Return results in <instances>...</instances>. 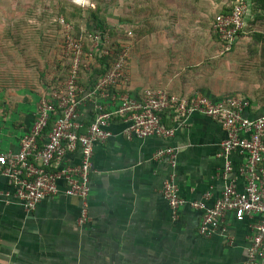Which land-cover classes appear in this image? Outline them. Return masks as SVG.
I'll return each instance as SVG.
<instances>
[{
    "label": "crops",
    "instance_id": "obj_1",
    "mask_svg": "<svg viewBox=\"0 0 264 264\" xmlns=\"http://www.w3.org/2000/svg\"><path fill=\"white\" fill-rule=\"evenodd\" d=\"M192 12L194 20L176 22L193 30L186 36L175 35V46L165 49L168 41L158 36L153 45L141 42L128 61L129 92L139 96L146 88H165L182 96L198 93L215 100L239 95L248 101L246 117L264 116V85L253 83L237 62L242 59L239 45L243 42L237 41L232 53L221 55L216 33L215 37L197 36L200 11L193 8ZM219 13L211 23L213 31ZM20 31L19 21L0 19V151L19 149L21 136L35 122L40 99L51 86L61 85L55 78L59 73L53 59L58 57L61 62L63 58L64 35L56 54L50 36L32 37L28 29L22 35ZM22 43L25 50H21ZM94 100L81 106L82 119L89 124ZM163 120L175 128L172 137L129 138L124 132L127 123L119 117L112 120L113 135L95 146L91 218L85 226L78 224V198L63 192L28 212L12 183L0 176V264H241L246 259L252 220L238 221L229 213L227 234L205 238L198 233L201 210L186 204L175 219L161 191L171 164L168 157L158 158L157 153L174 148L181 196L188 202L208 204L231 181L244 189L240 168L245 154H224L227 133L211 117L195 112L180 123L168 114ZM71 160L79 162L80 154H73Z\"/></svg>",
    "mask_w": 264,
    "mask_h": 264
},
{
    "label": "built area",
    "instance_id": "obj_2",
    "mask_svg": "<svg viewBox=\"0 0 264 264\" xmlns=\"http://www.w3.org/2000/svg\"><path fill=\"white\" fill-rule=\"evenodd\" d=\"M248 13V0H236L230 13H219L215 17L213 29L220 39L221 55L232 51L246 25ZM61 24L65 33L63 56L71 61L68 79L59 86H51L42 96L35 122L21 136L19 149L0 151V176L12 183L25 210L31 212L44 199L64 192L80 200L78 224L87 225L91 218L89 196L93 154L97 143L113 135L110 130L112 120L119 117L127 123L124 132L129 138L172 137L175 128L164 123V114L173 116L180 123L198 112L222 124L227 133L222 144L224 154L236 151L245 154V162L240 168L245 187L239 190L231 181L213 204L204 200L188 202L181 196L176 181L175 149L167 148L157 153L158 158L168 157L171 164L162 194L175 219L186 204L202 211L198 233L205 238L217 233L227 234L229 213L238 221L252 220L246 259L241 264H264V116L256 119L246 117L244 109L248 101L239 95L215 100L198 93L182 96L165 88H146L139 96L127 90L123 92V87L129 85L131 79L129 44L118 53L111 70L92 88L86 89L78 83L84 44L88 40L99 50L101 44H107L109 40L93 31L77 37L73 34L72 25L64 18ZM92 98L95 99L94 117L86 132H82L81 106ZM51 121L52 127L46 132ZM77 153L80 161L75 163L71 156ZM230 171L228 162L227 174ZM229 241L235 244V239Z\"/></svg>",
    "mask_w": 264,
    "mask_h": 264
},
{
    "label": "rangeland",
    "instance_id": "obj_3",
    "mask_svg": "<svg viewBox=\"0 0 264 264\" xmlns=\"http://www.w3.org/2000/svg\"><path fill=\"white\" fill-rule=\"evenodd\" d=\"M231 4L232 0H0V19L19 21L21 35L25 33L23 29H28L27 34L32 37H41L44 33L50 36L53 42L51 50L57 54L60 53L57 43L65 34L61 19L64 18L72 25L74 35L87 34L93 29L89 19L91 9L100 7L110 25L122 32L124 35L123 38L121 37L122 40L129 41L131 44V58L135 52L139 51L141 42L150 41L148 45H153L151 42H155L156 36L166 38L168 41L164 45L166 49L170 45L175 46V35H189V30L193 28L187 23V27L178 26L176 22L194 20L196 17L193 18V8L200 11V16L197 17H200L201 26L196 29L201 30L197 36L203 38V35L207 34L215 37V32L211 30L213 18ZM256 15L255 10L250 7L246 25L238 37V41L241 40L243 43L239 45L241 63L238 60L237 62L244 66V72L253 83L263 86L264 45L255 41V36L257 33H264V19H258ZM150 28L153 29L150 35L139 37L141 31ZM128 30L132 31V35L125 37ZM112 43L107 47H99V50L104 48L110 53L114 52L110 48ZM24 44H20L21 50H25L22 47ZM93 48L94 44L87 40L84 44V56L87 53L86 49L92 51ZM234 49L235 46L229 53H232ZM61 57H63V52H61ZM60 64L61 70L59 69ZM70 64L71 61L67 59L62 58L61 62L58 57L53 59V65L60 74L55 77L56 81H59L58 76L64 79L67 77L71 69ZM85 64H88V66L85 65L88 68L89 63L85 62Z\"/></svg>",
    "mask_w": 264,
    "mask_h": 264
},
{
    "label": "trees",
    "instance_id": "obj_4",
    "mask_svg": "<svg viewBox=\"0 0 264 264\" xmlns=\"http://www.w3.org/2000/svg\"><path fill=\"white\" fill-rule=\"evenodd\" d=\"M235 0H232V4L226 6V8L223 10L224 14H228L232 11L233 6H234V2ZM249 5L251 8H253V10H255V13H257L256 17L258 19H264V0H248ZM250 10V9H249ZM90 21L92 22V30L93 32H97L99 33L103 39L108 38V42H106L107 44H101V47H107L111 42H113L110 45V48L114 51L112 53L108 52L107 49L101 48V50H103V52L100 50H97L95 48L92 49V51L87 50V53L85 54L82 64H81V69H80V73H79V79H78V83L80 86L86 88V89H90L92 88V86L95 85L96 81L101 78L103 75H105L106 73H108L112 66L113 63L116 61V59L118 58V53L123 49V47L126 44H129L130 49H131V44L129 43V41L124 42L122 40L123 36L122 32H119L118 30H115V26H111L108 19L106 18V15H104L102 13V10L100 9V7H97L95 9H91L90 12V17H89ZM117 31V32H116ZM131 32V34H129ZM152 31L150 29L147 30H143L140 32L139 37H143L146 36L148 34H150ZM241 33V32H240ZM84 36L85 34H80V35H76L77 37L80 36ZM128 35H132V31L128 30L126 31V36L128 37ZM111 37V38H110ZM118 37V38H117ZM122 37V38H121ZM110 39L112 40L110 42ZM255 41H257L258 43H261L262 45H264V33H257L255 36ZM130 55V52H129ZM130 58V56H129ZM63 59L64 56H63ZM68 61H70L69 59H67ZM94 60V61H92ZM91 61V64H90ZM129 61V59H128ZM85 62L89 63V67L86 68L85 67ZM69 66V65H68ZM71 66V64H70ZM59 69L61 70V64L59 65ZM71 70V69H70ZM60 76V74H59ZM59 78L60 82L59 83H65L66 80L68 79L69 74L67 75V77L64 78ZM129 85L124 86L123 87V92H126L125 90H127ZM129 92V89L127 90ZM132 93V92H130ZM167 114H164L163 118L166 117ZM94 117V116H93ZM53 118H55V116H53ZM84 127L82 129V132H86V129L89 126V122L84 121ZM52 127V121L49 123V127H47L46 132Z\"/></svg>",
    "mask_w": 264,
    "mask_h": 264
}]
</instances>
